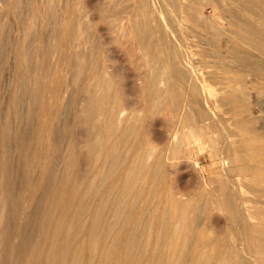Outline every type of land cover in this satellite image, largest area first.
Here are the masks:
<instances>
[{"label":"bare ground","instance_id":"bare-ground-1","mask_svg":"<svg viewBox=\"0 0 264 264\" xmlns=\"http://www.w3.org/2000/svg\"><path fill=\"white\" fill-rule=\"evenodd\" d=\"M99 2L0 0V264H264V0Z\"/></svg>","mask_w":264,"mask_h":264},{"label":"clouds","instance_id":"clouds-1","mask_svg":"<svg viewBox=\"0 0 264 264\" xmlns=\"http://www.w3.org/2000/svg\"><path fill=\"white\" fill-rule=\"evenodd\" d=\"M181 147H183V145H181ZM155 155H156V149H155V147L146 146V151H145V159H146V162L150 163L151 160L154 158Z\"/></svg>","mask_w":264,"mask_h":264},{"label":"rangeland","instance_id":"rangeland-1","mask_svg":"<svg viewBox=\"0 0 264 264\" xmlns=\"http://www.w3.org/2000/svg\"><path fill=\"white\" fill-rule=\"evenodd\" d=\"M100 0H96V2H98L99 3V5L101 4V2H99ZM261 99H264V97L262 96V98ZM264 101V100H263ZM29 231V230H28ZM27 234V233H26ZM28 236H29V233L27 234Z\"/></svg>","mask_w":264,"mask_h":264}]
</instances>
